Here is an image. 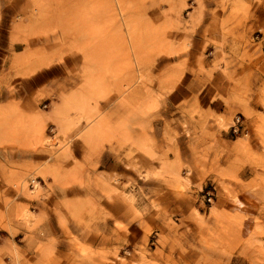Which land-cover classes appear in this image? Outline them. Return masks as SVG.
<instances>
[{"label": "rangeland", "instance_id": "rangeland-1", "mask_svg": "<svg viewBox=\"0 0 264 264\" xmlns=\"http://www.w3.org/2000/svg\"><path fill=\"white\" fill-rule=\"evenodd\" d=\"M259 14L264 0H0V264L28 262L14 222L32 227L33 201L93 235L85 264H264Z\"/></svg>", "mask_w": 264, "mask_h": 264}, {"label": "crops", "instance_id": "crops-1", "mask_svg": "<svg viewBox=\"0 0 264 264\" xmlns=\"http://www.w3.org/2000/svg\"><path fill=\"white\" fill-rule=\"evenodd\" d=\"M261 12V10H259ZM264 15V14H263ZM263 15L257 16V21L253 22L249 26H245V36H248L249 27L258 29L264 28ZM244 32V31H243ZM226 61H229L225 59ZM212 61V59L210 60ZM240 62H237L239 65ZM247 66V63L243 65ZM235 72L237 69H234ZM233 71V70H231ZM241 72V69L239 70ZM238 72V73H240ZM250 76L258 75L256 70L246 72ZM45 202L34 201L30 204L24 203L29 206V212L34 215L35 221H30L32 227L28 229L22 222H14L18 233L16 234V240L14 244L21 253L26 256V264H85L83 259L79 256L78 245H90L92 248L97 246L96 239L90 238L89 231H86L83 227H63L57 224L54 217L51 216L47 208L42 206ZM16 208H13V211ZM3 210V209H2ZM12 216L14 213L12 212ZM73 237L75 241L71 240ZM100 239V238H99ZM101 242V239H100ZM109 242V241H107ZM5 244H1L4 246ZM101 247L105 249H112L115 244H106L101 242ZM2 264H17L15 259H2Z\"/></svg>", "mask_w": 264, "mask_h": 264}, {"label": "built area", "instance_id": "built-area-1", "mask_svg": "<svg viewBox=\"0 0 264 264\" xmlns=\"http://www.w3.org/2000/svg\"><path fill=\"white\" fill-rule=\"evenodd\" d=\"M235 124H238V126H235ZM239 128H241V130L243 131L244 128L242 127V121L240 119V117H237L235 119V123L233 125V132H237L239 130ZM211 199H208V201L210 202Z\"/></svg>", "mask_w": 264, "mask_h": 264}]
</instances>
